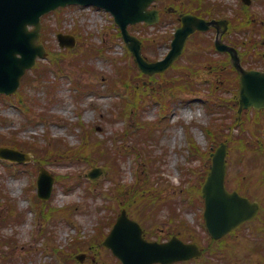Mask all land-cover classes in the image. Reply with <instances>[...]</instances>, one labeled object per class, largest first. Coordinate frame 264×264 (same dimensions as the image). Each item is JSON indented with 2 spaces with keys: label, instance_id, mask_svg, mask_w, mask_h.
<instances>
[{
  "label": "rangeland",
  "instance_id": "obj_1",
  "mask_svg": "<svg viewBox=\"0 0 264 264\" xmlns=\"http://www.w3.org/2000/svg\"><path fill=\"white\" fill-rule=\"evenodd\" d=\"M181 1L184 2V0ZM259 1L263 2L264 0H258L257 4L255 1L250 9L251 13L247 14L249 18H257L258 20L254 21L255 24H249L244 29L246 33H250V36L260 40L264 38V30L261 31L262 24L259 22L262 21L261 16L264 17V6H261L258 3ZM211 2L217 5L221 4L224 9L228 10L227 15L230 17L233 16V27L245 17L240 8V0H212ZM82 12L83 10L78 8H68L62 12V16L64 18L63 25L67 29H72L75 26L81 28L86 39L84 41L85 44H81L83 47H79V44L76 48L77 51L65 52L66 55L60 58V66L52 67L48 82L41 83L40 78H37L32 72L33 69L27 73L28 76L32 74V83L28 85L24 83L27 75L23 80V84L18 92L22 91L21 97L26 99L29 105L36 103L34 106L35 112L30 113L27 110H23L21 108L23 105L18 98L0 101V110L7 118V121L0 126V134L9 138L13 132L18 131L19 138L25 143L20 145V147L24 151L26 150V152L31 149L26 142L37 140L40 143L49 144V137L52 139H63L70 147L78 149L82 145L85 137L95 127L101 129L94 134L95 137L97 135L100 139L115 137V132H123L129 124L133 128L130 131H136V129L138 132L140 131L137 120L140 114L134 105L132 107H134L135 111L131 110L129 115L125 113V116L121 118L117 114L124 107L125 103L132 102L133 94H131L129 100L123 102L121 100L125 96L123 95V89L121 87L111 92L106 89L105 83L110 78L113 79L112 77L117 76L119 70L118 65L128 64L129 66L128 61H131V58L126 56V47L123 41L121 39L114 40L116 30L113 26V20L109 14L104 12L88 18H84ZM46 21L54 24L56 19L52 17ZM171 23V19L166 18L162 25L145 30L144 33L148 35H165L166 31L172 33L173 25ZM135 32L142 34L143 31L139 29ZM215 36L216 32L213 31L206 35L205 38L209 40L212 38L214 40ZM240 38L242 39V36ZM228 41L229 39L227 43ZM234 42H237V39ZM102 43H105L106 48L103 55H91L88 61L83 60L78 66L71 64V61L78 59L87 47L93 45L99 46ZM48 44H50L52 52L56 53L61 51L56 37ZM196 44H199L200 47H205L206 42L204 38L200 37L193 39L189 45V53L193 51L192 46H196ZM169 50L170 46L162 44L153 53L148 51L147 56L151 60L153 58H158V60L163 59ZM210 57L214 59L213 64L203 61L206 57L204 59L201 57L199 58V63H193L194 67L198 68V70H195L196 74L191 75L186 73L188 79L191 78L189 81L196 86L197 93H182L175 108L165 118H162L159 105L156 104L153 98H150L149 102L151 103L147 105V108L141 116V119L143 117L145 123L149 122V124H147V130L141 132V137L139 138V135L136 139L139 138V141L143 137L146 139V142L142 143V147L155 160L148 164L151 170L150 175L147 174L148 179L155 186L169 187L167 190L176 192L177 194L191 187L190 185L197 186L201 183L202 177L206 175L208 168L211 166L209 158L201 153H211V148L216 149L221 141H223L218 140L215 143L209 141L205 128L212 127L214 123L220 124L224 122L230 126H235L236 120L239 119L237 109L235 107L229 108L230 101L235 97L237 91L236 80H234L232 89L224 93L220 92L218 94L220 96L210 94L214 82L220 80L225 81L231 78L235 79L236 73L230 68H225V65L222 64L225 61L224 55L220 53L215 54L212 51ZM244 58L249 63L255 61L253 56ZM39 61L50 63L51 60L47 61V59H44ZM187 63V60L184 58L178 64L184 65ZM210 65H213L216 70H211L209 68ZM81 66L91 67L92 69L83 71ZM168 71L170 74L176 73L172 68ZM179 75H183V73ZM138 81L141 82L142 80L139 79ZM94 85L99 86L101 91L93 90L92 87ZM84 87L88 89L82 91L81 88ZM221 103L225 105L221 106ZM220 107L226 108L225 110L227 112L220 110ZM127 108L128 110L130 109L129 106ZM38 113H44L46 116L44 119H41ZM228 116L230 117L227 118ZM260 118L264 120V113ZM79 123L87 126L88 132L73 128V126ZM239 127L237 126V128L232 130L233 136L237 135L240 130ZM150 131H154L153 139L147 138L148 136H146V133ZM188 134L192 136L195 143L200 147V152L192 154V147L190 142H188ZM132 138L130 136V139ZM263 138V135L258 137L256 146L263 144ZM221 139L226 140V137H221ZM91 140H94V137H91ZM4 142L8 144L12 143L11 140ZM130 142H133V140ZM258 155L255 158L254 154L251 155L249 153L245 161L239 162L241 154L235 148L231 155V164L233 166L230 168V179L232 177L236 178V175L240 173L241 177L249 178L252 175L259 182H262L264 156L260 155L259 150ZM253 159L259 160L258 163H254L252 161ZM84 160L96 161L93 158H85ZM31 163L36 164L35 158ZM59 163V161H55L51 163V166L46 167L54 175L64 174L67 171L73 170V167H65ZM97 165L102 166L103 163L99 162ZM138 168L139 164L136 162L135 157L130 156L125 159L121 167L123 173L118 179L120 184L124 187H131L136 182ZM90 169L91 166L85 164L84 166L78 167V172L84 178V175ZM18 170H20L19 174H17ZM36 177L37 174L35 175L33 171V165H27L23 169H17L6 161L0 160V178L2 179L3 186H5L12 199L16 201L19 211L24 214L22 217L23 221L20 224L15 220H11L12 223L3 229L1 233L15 238L16 253L12 264H65L53 252L52 247L57 246L64 249V251H70V246L76 241L85 247L81 251H84V253L88 252L92 255L93 253L86 250V248H93L94 244L92 243L91 237L97 232L99 218L108 215V212L105 211L102 213L93 212V208L99 205L102 199L96 201L93 196L85 193L84 190L67 193L57 183L53 198L50 202L54 206L59 207L73 204L77 208V211L73 221L62 217L60 223L56 224L55 227L49 225L43 227L36 207H32L34 195L36 194V188H34ZM84 180L86 179L84 178ZM102 181L105 183V188L109 187L112 183V180L106 176ZM230 185L236 186L233 181ZM263 188L261 186L256 188L259 191L256 190L253 192L255 196L264 194ZM174 199L179 200L181 198L177 195ZM88 204L92 205L93 208L91 211L93 213L86 209ZM2 208L4 209L5 207ZM4 211V215L7 216V209H4ZM179 211L190 224L199 219L201 214L200 211H186L184 208L179 209ZM167 214L168 209H163L160 213V218H165ZM54 229L56 236L52 237L51 234L53 232L51 233V231ZM46 231L48 233L45 236L44 233ZM81 251H78L76 256ZM104 253L106 254L104 256H109L106 251ZM90 261L91 257H89V261L87 258L83 264H89Z\"/></svg>",
  "mask_w": 264,
  "mask_h": 264
},
{
  "label": "water",
  "instance_id": "obj_2",
  "mask_svg": "<svg viewBox=\"0 0 264 264\" xmlns=\"http://www.w3.org/2000/svg\"><path fill=\"white\" fill-rule=\"evenodd\" d=\"M153 0H0V91L14 92L26 69L35 64L37 55L43 53L42 45L37 44L41 24L40 17L59 6L71 3L95 4L111 11L120 25L123 37L135 56L140 69L148 74L162 72L172 65L183 52L187 38L196 30H208L210 26H224L227 23L206 22L193 16H185L184 26L177 31L172 43V51L166 59L149 63L142 57V44L130 35L127 27L130 23L147 21L152 24L158 20L157 11H148ZM247 1V2H246ZM245 2L249 4L250 0ZM35 25L33 31L28 26ZM62 38V36H60ZM220 51L230 52L234 66L240 72V105L241 109L254 106L264 107V72L246 70L240 62L238 52L221 41H216ZM21 55V57H18ZM19 154L10 149L0 148V156L16 158ZM226 146L218 149L213 155V166L204 185V196L207 200L206 218L215 222L231 221L236 224L255 216L259 210L257 202H250L238 193H230L224 185L226 174ZM47 192L50 188L46 186Z\"/></svg>",
  "mask_w": 264,
  "mask_h": 264
},
{
  "label": "flooded vegetation",
  "instance_id": "obj_3",
  "mask_svg": "<svg viewBox=\"0 0 264 264\" xmlns=\"http://www.w3.org/2000/svg\"><path fill=\"white\" fill-rule=\"evenodd\" d=\"M263 229H240L237 234V252L244 257L242 261H240L239 264H252L250 262V259H252L254 256L253 254L257 255V258L259 260H264V226H262ZM168 232L164 233V229L161 231H149V234L154 238H165L166 234ZM165 234V236H164ZM210 236L208 237L206 232L199 228L198 230L194 231L193 234H191V238L189 237V240L191 243H199L200 246L204 250V260L205 264H210L209 257H224L228 256L229 250L231 247L227 245L226 243H220V242H213L210 239ZM258 238L260 239L259 242H261L260 245L257 246L256 250L248 249L245 244L247 239H251V242H254V240ZM197 243V244H198Z\"/></svg>",
  "mask_w": 264,
  "mask_h": 264
},
{
  "label": "trees",
  "instance_id": "obj_4",
  "mask_svg": "<svg viewBox=\"0 0 264 264\" xmlns=\"http://www.w3.org/2000/svg\"><path fill=\"white\" fill-rule=\"evenodd\" d=\"M112 147L109 146V145H104L103 148L101 146H96L95 147V151L100 154V156H102L103 154V159L106 161V162H109L111 160V157H112Z\"/></svg>",
  "mask_w": 264,
  "mask_h": 264
}]
</instances>
